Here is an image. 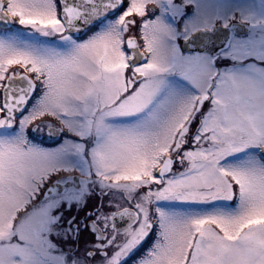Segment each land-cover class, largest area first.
<instances>
[{"label": "snow or ice", "instance_id": "snow-or-ice-1", "mask_svg": "<svg viewBox=\"0 0 264 264\" xmlns=\"http://www.w3.org/2000/svg\"><path fill=\"white\" fill-rule=\"evenodd\" d=\"M0 264H264V0H0Z\"/></svg>", "mask_w": 264, "mask_h": 264}, {"label": "rangeland", "instance_id": "rangeland-1", "mask_svg": "<svg viewBox=\"0 0 264 264\" xmlns=\"http://www.w3.org/2000/svg\"><path fill=\"white\" fill-rule=\"evenodd\" d=\"M43 140L45 141V144H46V141H47V137H46V134L43 135ZM47 145V144H46ZM99 201H93V203H98ZM88 210H91V209H88Z\"/></svg>", "mask_w": 264, "mask_h": 264}]
</instances>
